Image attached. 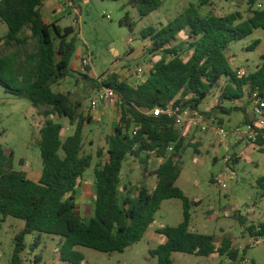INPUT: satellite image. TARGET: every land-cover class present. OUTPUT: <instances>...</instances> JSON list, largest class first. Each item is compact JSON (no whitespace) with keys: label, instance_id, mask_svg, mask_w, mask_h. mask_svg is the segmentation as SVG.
I'll return each instance as SVG.
<instances>
[{"label":"trees","instance_id":"obj_1","mask_svg":"<svg viewBox=\"0 0 264 264\" xmlns=\"http://www.w3.org/2000/svg\"><path fill=\"white\" fill-rule=\"evenodd\" d=\"M209 1L200 0V5ZM258 1L246 0L251 14L247 19L240 12L204 16L194 2L162 29L147 27L141 31L142 39H151L149 53L161 57L139 85L120 81L115 73L102 82L118 94L120 118L110 136L108 159L95 169L94 214L86 222L77 213L76 196L92 165V156L84 150L85 127L92 122V117L81 111V102H73L68 94L55 93L52 88L73 73L71 62L78 38L75 28H62L56 22L47 24L41 12L44 0H0V20L8 29L7 35L0 38V44L19 48L27 45V29L39 42L36 52L29 57L31 64L24 68L26 85L20 84L19 48L0 58V85L8 93L26 97L39 114L47 118L41 129L43 168L38 181L16 171L12 153L7 154L0 145V216L3 221L13 217L25 223L15 237L10 264H32L30 260L27 263L22 254L26 249V236L34 233L60 237V259L68 264H84L85 255L77 247L108 255L123 253L143 239L162 203L170 199L182 201L183 221L158 231L166 241L150 250L152 257H157V264H173L172 256L178 252L226 257L229 264L243 263L247 249L240 251L229 238L218 245L214 235L190 229L191 207L197 202L177 186L182 172L179 162L183 147L177 113L187 109L201 111L203 101L225 77L218 104L201 113L211 117L241 111L245 121H251L247 110L249 98L256 90L264 97V57L254 72L239 75L242 70L232 69L227 50L232 42L249 37L257 29L264 30V7L258 8ZM162 3V0H131L141 17L158 10ZM121 23L134 29L128 12ZM181 33L188 36L186 55L177 42ZM258 43L254 42L250 49H255ZM84 77L93 82L96 90L101 87L93 75ZM239 102L244 106L238 107ZM168 105L180 111L173 116L151 113L155 108L166 109ZM55 115L67 118L74 126L73 133L65 139L62 138L64 125L50 118ZM133 125L141 127L134 137L129 134ZM171 144L174 151L169 155L167 150ZM143 152L163 159L152 172L157 177L153 189L145 183L137 186L125 183L123 166L128 156L138 158L149 172L150 155L143 158ZM97 155L101 157L103 150L99 149ZM258 182L264 189V179ZM234 216L250 236H264V221L254 224L238 212Z\"/></svg>","mask_w":264,"mask_h":264},{"label":"rangeland","instance_id":"obj_2","mask_svg":"<svg viewBox=\"0 0 264 264\" xmlns=\"http://www.w3.org/2000/svg\"><path fill=\"white\" fill-rule=\"evenodd\" d=\"M74 1L72 9L78 8L74 18L69 15L73 10L62 4L59 6V2L54 8L55 15L50 13L52 6L49 4L46 8H43L42 4L41 12L47 24L56 21L62 28L67 26L75 28L78 38L72 66L78 68L83 55L90 57L89 67L74 69L69 77L52 86L55 93L68 94L73 102H81L82 112L88 107L96 92L93 82L86 79L85 75H93L96 79L105 81L115 73L120 81L139 85L141 82L132 71L142 68L143 79H147L152 64L160 60L161 56L149 53L148 48L152 46V42L150 38L146 40L141 38L140 33L143 29L147 27L162 29L194 2L204 16L227 15L234 12H240L244 19L251 16L246 0H210L205 5H200V0H162V6L158 10L144 17H141L133 7L131 0ZM257 7L263 8L264 0H259ZM127 12L134 23V29L127 23H121ZM7 33L6 24L0 20V38H4ZM26 37L27 45L20 48L0 44V58L19 48L21 69L19 75L22 86L27 83L24 68L31 64L29 57L36 52L39 45L38 37L28 29ZM178 37L177 42L183 48V55H186L189 51L186 43L188 36L181 33ZM256 41H259L258 45L251 50ZM111 49L117 50L118 53ZM227 57L233 70L240 69L246 75L254 72L263 62L264 30L257 29L249 37L232 42L227 50ZM224 78L203 101L200 106L201 112H207L218 104L221 86L225 83ZM225 105L227 106V103ZM98 111L100 115L91 116L92 122H88L85 127L84 150L92 156V165L86 171L76 196L77 213L86 222L94 214L95 169L108 159L110 136L120 118L119 108L114 103L105 105V109L100 105ZM231 114L229 116L218 113L211 117L206 116L207 122L213 127L207 132H201L189 120L178 126L183 137V147L179 162L182 172L177 186L191 200L198 199L197 204L191 207L194 229L202 234L214 235L218 245L223 239L229 238L234 247L242 251L250 235L234 214L238 212L252 220L254 224L264 220V189L258 182L264 179V148H255L247 140H237L234 129L241 125L239 121L245 115L241 111ZM50 118L64 125L63 139L73 133L74 126L67 118L58 115ZM46 120L47 118L40 115L39 110L33 107L26 97L8 93L0 85V145L7 154L12 153L14 169L24 172L33 181H38L42 174L40 140L41 129ZM217 126L224 127L229 133L225 140H221L214 132ZM201 134L204 139L200 144L198 138ZM99 149L103 150L101 157L97 155ZM235 154L240 158L238 159ZM147 155H150L149 172L138 158L132 155L127 157L123 166L125 183L132 186L145 183L151 189L155 187L157 177L152 172L161 160L155 154L142 153L143 158ZM234 158L238 161L234 162ZM226 167L227 173L224 172ZM223 184L227 187L222 188ZM181 221L182 201L166 200L143 239L128 247L123 253L108 255L85 247L77 249L85 255L84 264H157L158 259L152 257L150 250L166 241L165 236L158 231L166 226H177ZM24 226L23 220L8 217L7 221H3L0 216V264H10L15 237ZM25 245L26 249L22 255L27 263L30 260L32 264H68L60 259L61 238L58 236L34 233L26 236ZM172 258L173 264L230 262L226 257H202L179 252L174 253ZM246 258L255 264H264V244L248 248Z\"/></svg>","mask_w":264,"mask_h":264},{"label":"built area","instance_id":"obj_3","mask_svg":"<svg viewBox=\"0 0 264 264\" xmlns=\"http://www.w3.org/2000/svg\"><path fill=\"white\" fill-rule=\"evenodd\" d=\"M64 5L68 8H73V3L70 0H64ZM76 9V8H75ZM75 16V15H74ZM90 65V57L88 55H83L81 59V66L88 67ZM138 81L144 82L143 79V69L138 68L132 71ZM239 75H244L243 71L238 72ZM97 81L100 83L101 87L96 90L94 97L90 100L88 107L85 108L84 114L86 116H98L100 105H107L114 103L117 106L120 105V100L118 94L111 88L105 87L102 85L100 78H97ZM250 103L248 105L249 114L251 121H244L240 126H237L234 129V134L237 137V140H247L254 145L255 148H264V97L260 96L258 90L254 91L252 96L249 98ZM180 111L179 108L173 110L171 105H168L166 109L155 108L151 113L154 116H160L161 114H167L168 116H173L176 112ZM207 117L201 113L199 110L187 109L182 113H177V127L185 120H189L193 125L197 126L201 132H207L212 130L213 127L207 122ZM139 125H133L129 131V134L134 137L137 132L140 130ZM214 132L220 137L221 140H225L229 133L224 127L217 126ZM227 148V147H226ZM174 151V144L169 145L168 154H172ZM162 159V158H161ZM227 162V158L225 159ZM224 172L227 173V167ZM227 185L223 184L222 188H226ZM264 244V236L254 235L250 236L246 244L242 247V251L248 248H254ZM242 264H252V262L245 258Z\"/></svg>","mask_w":264,"mask_h":264},{"label":"crops","instance_id":"obj_4","mask_svg":"<svg viewBox=\"0 0 264 264\" xmlns=\"http://www.w3.org/2000/svg\"><path fill=\"white\" fill-rule=\"evenodd\" d=\"M71 1H74V0H71ZM57 2H59L60 3V5L57 3ZM75 2V4L76 5H78V3L76 2V1H74ZM51 5L52 7H51V12L50 13H52L53 15H55V13L56 12H54L55 10H54V8H55V5L56 6H61V4L64 6V1H60V0H49V1H47V0H45L44 2H43V5H44V7L43 8H46L47 7V5ZM66 6V5H65ZM79 6V5H78ZM72 9V8H71ZM73 11H71V13L69 14L72 18H74V15L75 14H77V11H78V8H76V9H72ZM54 22H56V21H53L52 23H54ZM51 23V24H52ZM116 51L117 53H118V51L117 50H115V49H111V51ZM149 60V58L147 59V61ZM90 66V65H89ZM88 66V67H89ZM80 67H82L81 66V64L79 63V66H78V68L80 69ZM71 68H72V70H74V69H77V70H79L76 66H72L71 65ZM243 103H245V101L243 102ZM243 103H236V105L239 107V106H244L243 105ZM104 109H105V106H104ZM247 110L249 111V109H248V107H247ZM98 113H99V111H98ZM232 115V114H231ZM230 116V115H229ZM244 121H245V119H244V117H243V119L241 120V121H239L240 122V124H242V123H244ZM203 134H201V136L198 138V140H199V143L201 144V142L203 141ZM228 149V148H227ZM236 155V154H235ZM236 157L239 159L240 157L238 156V155H236ZM161 161H160V163L163 161V159H161V158H159ZM179 180V179H178ZM198 199H196V200H194V201H197ZM5 221H7V219L5 220ZM250 221H252V220H250ZM264 221V220H263ZM182 222V221H181ZM180 222V223H181ZM190 229L192 230V231H194V232H199L198 230H195L194 229V226L192 225V221H191V225H190Z\"/></svg>","mask_w":264,"mask_h":264}]
</instances>
